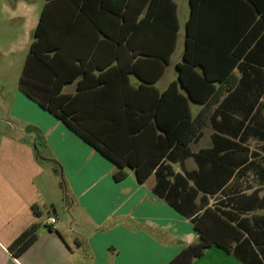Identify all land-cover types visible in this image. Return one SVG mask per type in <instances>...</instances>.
I'll use <instances>...</instances> for the list:
<instances>
[{
  "label": "crops",
  "instance_id": "obj_1",
  "mask_svg": "<svg viewBox=\"0 0 264 264\" xmlns=\"http://www.w3.org/2000/svg\"><path fill=\"white\" fill-rule=\"evenodd\" d=\"M76 1L51 6L62 10V35L46 44L62 46L65 77L79 72L62 94L81 93L85 109L115 117L135 112V126L172 83L188 96L178 69L186 29L184 50L177 53L179 10H189L186 24L190 0ZM258 1L264 11V0ZM47 3L0 0V264H168L198 240L191 219L208 207L237 215L249 241L240 246L242 258L264 264V25L257 23L263 11L244 27L255 10L247 0L207 4L224 18L240 10L242 35L232 45L224 36L218 41L222 49L215 48L225 57L201 50L193 55L207 64L212 79L207 88L193 86L199 101H189L192 120L203 112L205 125L196 141L172 150L141 184L132 169L115 181L110 160L19 88L1 84L6 57L1 50L8 45L12 54L30 50ZM71 10H78L79 23L66 19ZM116 12L125 19L113 16ZM232 58L237 65L230 71ZM194 70L203 76L201 65ZM170 108L180 112L182 106L163 110ZM172 199L187 203L184 214L170 205ZM48 218L57 219L54 228L46 225ZM33 225L36 240L23 252L12 249ZM193 264L248 263L211 247Z\"/></svg>",
  "mask_w": 264,
  "mask_h": 264
},
{
  "label": "trees",
  "instance_id": "obj_2",
  "mask_svg": "<svg viewBox=\"0 0 264 264\" xmlns=\"http://www.w3.org/2000/svg\"><path fill=\"white\" fill-rule=\"evenodd\" d=\"M57 1L60 2V0H48L42 11L35 32V41L30 47L20 76L19 89L110 160L115 167L113 173L115 181L120 182L125 179L128 176L126 170L132 169L136 179L142 184L151 176L161 160L166 156L169 157L172 150L187 147L198 139L205 125L206 114L202 112L195 120H192L189 101H199V98L193 94L192 87L207 88L212 79L209 76L207 64H198L194 61L193 55H196L198 50L207 56L216 52V56L227 55L217 51L215 47L222 49V44L218 41H222L223 36L224 40H228L229 45L240 39L243 31L240 24L241 12L236 10L224 18L223 13L213 14L211 10H207V4L211 0H190L191 14L186 23L184 64L178 66L179 80L188 96H183L178 92V83H172L161 95L157 104L148 114L146 113L144 118L147 121L143 118V123L135 126L133 125L134 116L137 115L135 112L125 110L115 117L110 112L85 109V106L81 105L82 98H85L81 93L75 96L62 94L63 86L74 81L79 72L77 71L73 77H65L63 75L65 58L62 46L46 44V40L52 36L62 35L61 24L64 18L61 14L62 10H51V6ZM247 1L255 10H251V15L243 24L244 27L263 11L261 2ZM74 5L78 7L77 1ZM104 11L111 13L109 10ZM69 13L70 16H66V19L70 18L75 24L79 23L81 17L78 10H71ZM119 13H113V16L117 18L122 16L125 19L126 14L120 16ZM172 16L176 22L174 10H172ZM223 18L224 24L227 25L224 30L220 27ZM89 20L95 23L90 18ZM257 23L264 25V11ZM174 31L176 33L177 28ZM173 50L174 43L169 53ZM236 59L239 58L236 57ZM197 65L203 68V76L194 70ZM236 65L237 61L230 59V71ZM174 103L181 104L180 112H174L171 108V110H163V107H172ZM165 114L169 115L168 119L171 118V121L165 122L167 118ZM150 120L153 122L147 124ZM186 204L184 202L178 204L173 199L170 200V205L182 214L188 207ZM191 222L199 234L198 240L185 247L168 264H193L211 247H218L232 253L248 264H261L260 262L253 263L254 261L247 262L240 254L241 244L249 245V241L245 239L244 230L237 222V215H227L218 208L208 207L201 214L193 217ZM36 230L37 226L33 225L22 233L11 246L12 249L18 248L19 252L25 251L36 240ZM251 251L254 252L252 249Z\"/></svg>",
  "mask_w": 264,
  "mask_h": 264
},
{
  "label": "rangeland",
  "instance_id": "obj_3",
  "mask_svg": "<svg viewBox=\"0 0 264 264\" xmlns=\"http://www.w3.org/2000/svg\"><path fill=\"white\" fill-rule=\"evenodd\" d=\"M185 3L186 0H185ZM180 13V18L183 21L182 24V29H181V43L178 49V53H182L184 50V40H185V29H186V24L184 20L187 19L189 16V10H179ZM13 49L12 46L8 45L5 46L1 50V57H3V52H6V57L1 58V65L4 63L5 65V78L1 79V84L6 85L7 89H16L19 88V80L20 76L29 52V48L25 47L22 52L15 51L14 54H12L10 51ZM178 58V55H177ZM47 212H45V215L47 216Z\"/></svg>",
  "mask_w": 264,
  "mask_h": 264
},
{
  "label": "built area",
  "instance_id": "obj_4",
  "mask_svg": "<svg viewBox=\"0 0 264 264\" xmlns=\"http://www.w3.org/2000/svg\"><path fill=\"white\" fill-rule=\"evenodd\" d=\"M57 224V219L56 218H48L46 225L49 227L54 228V226Z\"/></svg>",
  "mask_w": 264,
  "mask_h": 264
}]
</instances>
